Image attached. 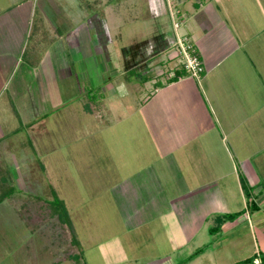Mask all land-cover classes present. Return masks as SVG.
Wrapping results in <instances>:
<instances>
[{"label": "rangeland", "instance_id": "1", "mask_svg": "<svg viewBox=\"0 0 264 264\" xmlns=\"http://www.w3.org/2000/svg\"><path fill=\"white\" fill-rule=\"evenodd\" d=\"M199 3H182L187 19L200 15L194 7ZM175 4V0H0V16L7 11L25 12L24 20L16 21L19 29L0 32V264H190L200 250L210 252L212 246L219 250L211 223L181 248L176 215L166 213L165 206L161 207L163 223L134 232L141 218L154 210L152 202L144 204L142 198L133 197L142 186H160L167 193L159 196L167 204V195H181L192 183L181 165L182 152L188 155L196 147L199 182L231 169L217 154L219 150L204 151L202 140L184 149L174 144L184 135L175 124L186 122L190 114L186 110L185 116L181 107L206 106L192 120L197 128L205 127L204 133H209L207 125L212 121L217 132L227 135L249 132L247 120L260 110L264 120V81L254 80V70L246 64L241 70L246 86L240 72V86L231 81L237 76L232 70L236 61L231 60L224 61L218 72L221 75L226 69L229 80L217 82L211 78L215 72L200 82L176 83L168 92L154 85L151 77L172 73L183 63L179 39L190 34L183 27L175 28L176 21L182 20L172 8ZM216 4L228 8L232 18L236 14L232 24L241 25L243 33L264 32V0H218ZM215 12L207 9L210 20ZM218 25L208 34L202 30V36L191 33L196 48L206 53V64L216 54L222 56L218 41L230 57L241 43L239 34L238 39L233 37L236 26H229V32ZM19 32L28 33L25 51L31 40L47 36L34 67H39L42 57L52 62V69L47 66L53 76L48 88H39L41 78L31 72L25 51L12 67L17 74H8L16 59L13 52L18 50L11 46ZM262 34L256 39L260 45ZM34 50L29 47L28 52ZM259 62L254 64L264 75V57ZM160 80L164 87L168 85L165 77ZM198 114L200 123L195 120ZM236 144L243 145L241 140ZM206 152L215 157L201 160ZM250 163L257 168L256 159ZM208 165L215 167L214 174ZM157 194L145 195L158 200ZM27 197L38 200L25 203ZM24 204L30 206L25 215L30 216L32 227L37 225L36 231L20 214ZM139 206L144 207V216L136 214ZM223 244L220 254L227 251Z\"/></svg>", "mask_w": 264, "mask_h": 264}, {"label": "crops", "instance_id": "2", "mask_svg": "<svg viewBox=\"0 0 264 264\" xmlns=\"http://www.w3.org/2000/svg\"><path fill=\"white\" fill-rule=\"evenodd\" d=\"M185 1L186 0H175L176 4L172 6V8L177 9L176 15L178 18H179V15L182 17L181 21L180 20L176 21L177 23H179V27L177 29H180L181 27H183L185 33L190 34V38H192L191 36L192 32H194V36H195L196 31L199 36L200 35L202 36V33H201L202 30H205L206 31L205 33L207 34L210 31H214V28H216V25L218 23H219L218 25L219 27H222V29L226 28L227 29L226 31H229V32L231 31V29L234 28V26H236L235 24H232L235 20L236 14L232 13V15H234V18H232V16H229L231 14L226 13L228 8L225 10V7H222L221 5L218 6L216 4L218 0H200V3L194 6L196 8V11H199L198 14L200 15L196 17H192L190 19H187L186 17L187 14L183 12L184 10H182V8H184V5H182V3H184ZM185 6L187 7L186 4ZM208 8L213 9V11L216 10L215 19L213 18L212 20H210V17L212 16H208L206 14ZM8 12L9 11L3 13L0 16V32L15 31L19 29V25L16 23V21L24 20L25 12H21V13H19V11H17V13H13V12L8 13ZM210 12H212V10ZM173 18L175 17L173 16ZM229 22L232 25L228 24ZM229 26L231 27V29L229 28ZM241 27L242 26L238 24L235 30H233V33L235 34V36H233L234 39L239 34V36H241L240 37L241 43L238 44V46L236 47L237 52L235 55L231 56L232 58L230 57L229 54H226L227 50L223 48L222 45H220V41H218V45L220 47L222 56L221 54H216V56L211 58L210 62L206 64L205 58H204V55H206V53H204L205 49L202 48L203 53H204L202 55V53L199 52V50L195 46V48L197 49V51L202 57L204 66L207 65L208 71L206 69L205 76L216 72V74H214L213 77L211 78L216 79L217 82L221 81L222 79L229 80L231 77L227 74L228 72L226 69L224 68L222 69L221 75H219L218 72L223 66V63H225L224 61L229 62L231 60L234 62L236 61L234 66L232 67L233 68L232 70H233L234 75L237 74L235 78L232 77L231 81L235 80L238 86H240L239 81H241L238 75L240 73H241V78L244 80L245 86L247 82V78H243V75L241 72L243 64H246V66L249 67L250 70L252 69L254 70V71H251L253 72L252 77L254 78V80L256 79L258 81L259 80L264 81L260 79L264 77L263 73L258 72L259 70H257V66H255V64L260 65L259 59L260 58L262 59V57H264V51H263L264 44L262 43V45H260L258 43V41L261 39V34L263 33L262 35H264V32L261 31L262 33H260L258 31V33H255L251 31L250 34L247 35L246 34L247 32L243 33L244 31H243V28ZM39 28L42 29L41 26H39ZM27 34H28L27 32L26 34L25 32H19V37H17V39L15 40V42H13L11 46V49L18 48V50L13 52V54L16 55L14 56L16 57V59L14 58V62H11L12 65L8 68L9 69L8 74H11L10 77H13L14 74H17V71L16 70H15L16 72L13 71L12 67L18 64L17 62L19 60H17V58L19 57L20 52L24 53L25 51V49L23 50L24 48L23 42H24L25 37H27ZM226 36L228 37V35ZM239 36L237 37V39L239 38ZM250 37H252L251 40H250ZM256 39H258V41H256ZM46 40H47V37L40 43L41 46L39 45L38 47L39 53L41 51L40 48L44 47L43 44L46 42ZM200 41L201 40L199 39V42ZM230 43L233 44L232 41ZM244 51H246V53ZM41 60H42L40 61L41 64L38 67L41 69H39L40 71H38V73H37L38 68L32 67L31 65L29 66L32 69L31 72H33L34 74H39L41 78V86L39 88L44 89V88H48L49 84H52V79H53L51 78L53 77L51 76L52 70H50V68L47 67L50 65L52 69V62L46 60L44 57H42ZM43 66L47 67L48 70L46 71H44V69L42 70ZM47 71H50L51 73ZM10 77H8L9 79L8 82H10L11 80ZM157 77L155 76L156 79L153 78L154 85H155V81H162V80H159ZM163 77L164 76L159 77V78H163ZM168 78L169 77H165L166 80H168ZM185 80L193 82L196 79L189 76L185 79L181 78L176 83L183 82ZM196 81L200 82V80H196ZM13 83L14 81H11L10 86H12ZM176 83L168 84L165 87L162 86L161 89L162 91L168 92L169 87H171L172 85H175ZM155 90H158V89L156 88ZM254 97H258V95ZM202 105H203L202 108L198 106H192L191 104H188L187 109L185 107H181L182 109L180 111L185 113V116H186V110H188L187 112L190 114L186 116V118L188 119L186 122L180 121V122H177L176 124L173 123L175 124L174 127L180 130L179 134L184 133V135H182L181 140L180 141L178 140L179 142L174 141V144L176 145L177 143H179L181 145V149H184V146L188 147L190 146V144L199 145L200 140H202L203 141L202 144H204L203 150L205 151V149L208 148V150L211 153L214 152V150H216V152H218L219 150L217 154H220L221 157L224 156V161H226L225 163L226 167H231V169L228 172L227 171H225V173L222 172L223 174H220L221 176H218L216 178L215 177L211 178L207 176L208 179L206 180V182H199L198 180L201 179L200 177L201 167L199 164L200 161L198 162V159L196 160L195 158L196 156H194L196 147L195 148L193 147L194 149L192 150L193 152L190 151L189 153H187L188 155H185L183 154L184 152H182L181 159L184 160V163L181 165L185 166L186 175L188 174V177L192 181V183L188 186L187 185L185 186L186 188L183 189V192L181 195H173V196H171V194L167 195L166 197L168 199L167 204H164L161 201L162 198L159 196V193H167V192H165L162 188H159L160 186L156 187V186H152L149 184L146 185L144 183L146 185V186H142L144 187V189L141 188L142 190H139L140 192H137L136 193L137 195L135 194L136 196H133V197L137 199L142 198L143 200L142 203L144 204L148 202H152L151 204L152 206H154V210L152 214L147 215V218H144V219L141 218V221L138 222L137 224V225H140V224L141 225L139 227H136L134 232L140 231L141 228H144V227L146 228L147 225H150L153 223H157V222H159V224L163 223L165 211H162V210L166 208L165 209L166 213L172 212L173 214L176 215L175 220L179 226L178 229H179L180 238H181L180 247L183 248L185 246V243H189L197 239L198 234L200 233L199 231L206 224L211 223L212 225H214L210 229L211 233H213V229L216 228L217 227L216 225L218 224L217 217H220V216L225 217L226 215H230L233 217L231 219L225 220L221 224L220 230L215 232V235L217 237L214 239L215 240L214 245H216V247L219 250H222V247L224 246L223 243H225V246L227 247V251H225L224 254H220L219 250H214L215 248L212 246L211 250H207L210 252H205L202 250L201 253H199L197 256L191 258L192 260L190 264H236V263L244 262L251 258H255V256H258L261 260H263L264 259V120L262 119L263 118L262 111L261 110L258 111L257 116L253 115L251 116V118H248L247 121L248 122L250 121V125L248 123L246 124L249 127V132H246L240 135L238 134V132H231L230 133L231 136H230L224 132L222 133L221 130H218L217 132L216 123L213 121L210 122L209 125H207V128L209 129V133H207L208 131L204 133L205 127L203 128L202 124H200L198 128L194 126L197 123L193 124L192 120L196 116V113L198 112V110L206 109V106L204 104ZM87 106H88L87 102L84 103V105L82 106L85 111L87 110L85 109V107ZM250 110H251V107H250ZM258 116L260 117V120H258ZM200 118H201V115L198 114L195 120H197V122L200 123L199 122ZM238 125L239 124L235 123V127H237ZM194 127L197 128L196 131L194 130ZM244 128H247V127H244ZM181 129L183 130L186 129V131L184 132ZM185 133L187 134L185 135ZM212 133H218L219 137H217V134L214 135ZM235 133L236 135H234ZM204 134L207 136H205ZM259 138H262L261 140L262 143L259 142ZM229 140H230V143H228ZM240 140H241V143H243V145L241 144L235 145L236 141H240ZM165 143H169V142H165ZM253 143L257 144V147H254V149L252 148V146L254 145H251ZM161 145H162V148L166 149V147H164L163 142H161ZM226 145H228L230 148H227ZM191 154H193V156ZM212 157H215V156L213 154H209L206 152V153H203L199 158L201 160L207 161L208 158L210 159ZM253 159H256L257 161V168H255L250 163V161H252ZM220 166L222 167V164ZM208 170H212L213 171L212 174H214L215 167H213V165H208ZM243 181L247 182L250 187L255 189L253 195H255L254 201L258 208L254 209V211L253 209L251 211V208L248 207L247 197L245 195V191L242 186ZM168 189L171 190V188H168ZM146 192L158 193L157 194L158 200L156 198L154 199L153 196H152L153 197L152 199L148 200V197L145 195ZM145 196H146V200H145ZM143 206H139L136 209V212H137L136 214L139 217L141 215L144 216L146 214ZM162 206H165L164 209L161 208ZM134 235L136 236V234ZM154 246H155V243L153 241V247ZM133 247L135 248L137 246L134 245ZM171 248H172V245L169 248H165V250L167 251L168 249H171Z\"/></svg>", "mask_w": 264, "mask_h": 264}, {"label": "trees", "instance_id": "3", "mask_svg": "<svg viewBox=\"0 0 264 264\" xmlns=\"http://www.w3.org/2000/svg\"><path fill=\"white\" fill-rule=\"evenodd\" d=\"M42 36H44V37H41V39H40V38H35V39L31 40V43L28 45V48L26 49V51H25V53H24V58H27V63H28L29 65H31L32 67L37 66L38 63H39V59H36V58L39 56L38 47H39L40 43H41L44 39H46V37H47L46 35H42ZM189 37H190V36H189ZM191 41H192V39H191ZM192 43H193V41H192ZM193 45H194V43H193ZM29 47H32L33 50H34V49H35V50H34V51H31V52H28ZM194 47H195V45H194ZM195 50H196V55L198 56L200 62L203 64V61H202V57H201V55L199 54V52L197 51L196 48H195ZM36 60H37V61H36ZM203 66H204V64H203ZM171 74H172V75H171ZM205 75H206V68H205V66H204V71L200 74V78H198V79L194 78V79H196V80H201V79H203V78L205 77ZM162 76H164V77H169L168 80H167V81H168V84H172V83H176V82H178L181 78L189 77V76H190V73L187 71V69L185 68L184 64L182 63V64L178 65V68L173 69L172 73H171L170 71H165V73H163ZM159 77H161V76H159ZM159 77H158V79L160 80L161 78H159ZM190 77H191V76H190ZM151 79H153V78L151 77ZM158 85H160V87L163 86V84H162L161 81H157V82H155V86H158ZM242 186H243V189H244V191H245V195H246V197H247L248 207L251 208V211H252V209H253V211H254V209H257V208H258L257 205H256V203H255V201H254L255 195H253L255 189L252 188V187H250V186L248 185V183L245 182V181H243ZM251 193H252V194H251ZM252 195H253V196H252ZM23 199H24V198H23ZM27 199H28V200H27ZM29 200H30V202H31V201L38 200V198H36V197H35V198L27 197L26 200H24V202H25V203H30V202H27V201H29ZM2 201H3V198H2ZM57 204H58V206H59V205L62 204V202H61L60 200H58V201H57ZM29 207H30L29 205L24 204V206H23V208H22V212H20V214H23V215H22V218H23L24 221L26 222V225H27V226L29 225V227L31 228L32 225H31V223H30V221H29L30 216H29V215H28V216L25 215V211H26V212L29 211ZM60 209H62V208L60 207ZM64 214H65V213H64ZM232 217H233V216H230V215H226L225 217H222V216L217 217V219H218V226H217L216 228L213 229V232H217V231H219V230H220V226H221V224H222L225 220L231 219ZM32 229H33L34 231H36V230H37V225H36V226H33ZM201 251H202V250H200L198 253H196L195 256H197L199 253H201ZM193 257H194V256H193ZM193 257H192V258H193ZM256 257H258V256H255V258H256ZM255 258H251V259H249V260H246V261H244V262H240V263H236V264H248V263L253 262ZM262 262H263V264H264V259L262 260Z\"/></svg>", "mask_w": 264, "mask_h": 264}, {"label": "built area", "instance_id": "4", "mask_svg": "<svg viewBox=\"0 0 264 264\" xmlns=\"http://www.w3.org/2000/svg\"><path fill=\"white\" fill-rule=\"evenodd\" d=\"M175 27L178 28L179 24H175ZM179 41H181L179 43L180 55L185 68L192 78H200V74L204 71V66L196 55L191 38L189 36L182 37ZM248 264H263V262L259 257H256L253 262Z\"/></svg>", "mask_w": 264, "mask_h": 264}]
</instances>
